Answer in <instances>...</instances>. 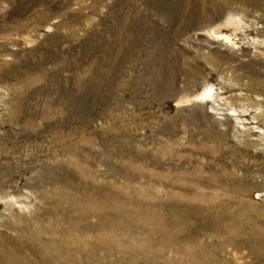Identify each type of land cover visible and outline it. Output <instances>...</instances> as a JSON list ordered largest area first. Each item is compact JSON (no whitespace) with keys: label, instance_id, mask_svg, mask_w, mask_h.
I'll use <instances>...</instances> for the list:
<instances>
[{"label":"rangeland","instance_id":"374dc122","mask_svg":"<svg viewBox=\"0 0 264 264\" xmlns=\"http://www.w3.org/2000/svg\"><path fill=\"white\" fill-rule=\"evenodd\" d=\"M82 239L264 264V0H0V264Z\"/></svg>","mask_w":264,"mask_h":264},{"label":"bare ground","instance_id":"6f19581e","mask_svg":"<svg viewBox=\"0 0 264 264\" xmlns=\"http://www.w3.org/2000/svg\"><path fill=\"white\" fill-rule=\"evenodd\" d=\"M203 195V194H202ZM213 202V201H212ZM210 210H212V212H214L215 210L217 209H220V210H224V212L222 213H218L216 217H214L216 220H214V224L216 225V229L219 231H226L229 233V237L231 240L233 241H237V237L235 238L234 236V231L235 230H238L239 232H243L244 228L247 227V225L244 223V217H243V212L240 211L238 212L237 214L235 213H230V211L228 212L226 208H224L223 206H218L217 207H214L212 206L211 208H209ZM219 210V211H220ZM229 210V209H228ZM204 211H207L208 212V209L207 210H204ZM218 212V211H217ZM85 213V212H83ZM215 214V213H214ZM231 215H236V216H239L238 219L237 217L236 218H231ZM100 216V215H99ZM103 218V217H102ZM213 218V219H214ZM100 220V219H99ZM225 224V226H224ZM105 225V224H104ZM230 227V229H225L224 227ZM233 231V232H231ZM174 234V233H172ZM175 235V234H174ZM152 236V235H151ZM80 238V237H79ZM112 238V237H111ZM100 239V238H99ZM107 239V238H106ZM65 240V239H64ZM262 240V239H261ZM260 240V241H261ZM83 241L86 242L85 239H82V243L78 242V248L72 250V249H69L68 246L67 248L65 246H56L54 247V250L55 251V254L53 255V260L51 259H48V261H46V258H44V262L42 264H80L79 261L75 258V257H72V256H67V252H71V251H74L75 253H80V251H82L81 249V246L83 244ZM97 242V241H96ZM262 242V241H261ZM67 243V241H66ZM99 243V242H98ZM97 243V244H98ZM171 243V242H170ZM264 243V242H263ZM96 243L92 244V246H94V253H97L101 248V245H97ZM264 245V244H263ZM71 246V245H70ZM74 248V247H73ZM81 255V254H80ZM97 256V255H96ZM82 258V257H81ZM96 258V257H95ZM10 262L11 264H36V262H29V261H25V260H21L20 257L16 256V255H12L11 258H10Z\"/></svg>","mask_w":264,"mask_h":264}]
</instances>
